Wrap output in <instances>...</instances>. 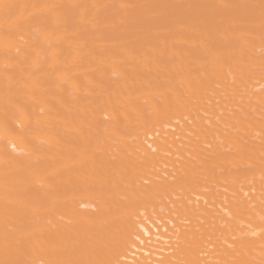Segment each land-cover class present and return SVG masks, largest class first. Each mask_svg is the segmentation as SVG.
Wrapping results in <instances>:
<instances>
[{
    "label": "bare ground",
    "instance_id": "6f19581e",
    "mask_svg": "<svg viewBox=\"0 0 264 264\" xmlns=\"http://www.w3.org/2000/svg\"><path fill=\"white\" fill-rule=\"evenodd\" d=\"M154 262L264 264V0H0V264Z\"/></svg>",
    "mask_w": 264,
    "mask_h": 264
},
{
    "label": "rangeland",
    "instance_id": "374dc122",
    "mask_svg": "<svg viewBox=\"0 0 264 264\" xmlns=\"http://www.w3.org/2000/svg\"><path fill=\"white\" fill-rule=\"evenodd\" d=\"M258 89H259V87H258ZM202 115H203V114H202ZM206 116H207V115H206ZM206 116H205V117H206ZM207 117L209 118L210 116H207ZM186 120H187V119H186ZM186 120H185V121H186ZM175 121H176V124H177V120H174L173 122H175ZM173 122H172V123H173ZM178 122H179V121H178ZM187 122H188V121H187ZM180 123H181V122H180ZM188 123H189V122H188ZM174 124H175V123H173V125H174ZM178 125L181 126V124H178ZM175 126H176V125H175ZM175 126H174V128H176ZM180 126H179V127H180ZM170 127H171V126H169L168 130L171 129L170 131H172L173 126H172L171 128H170ZM177 127H178V126H177ZM174 128H173V129H174ZM166 129H167V127H165V130H166ZM168 130H167V131H168ZM174 130H175V129H174ZM174 130H173L171 133L174 134ZM176 131H178V130L176 129ZM176 131H175V133H177ZM156 135H157V133H155L154 136H148V140H149V141H150V140H153V139H149V138H150V137L154 138ZM156 137H157V136H156ZM156 137H155V138H156ZM175 138H176V135H175ZM177 139H178V138H177ZM130 140H131V139H130ZM147 144H148V146L152 147L148 141H147ZM205 145H206V147H209V144H205ZM205 145H204V148H205ZM12 147H13V146H10L11 150H15L14 147H13V148H12ZM149 149H150V148H149ZM151 149H152V150H151ZM151 149H150V151H153V150H154V152H155V148H154V147H152ZM151 153H153V152H151ZM167 154L169 155V153H167ZM167 154L164 153L165 156H166ZM169 156H170V155H169ZM167 157H168V156H167ZM169 167H170V166H169ZM163 168L166 169L165 166H164ZM163 168H162V170H164ZM167 169H168V165H167ZM169 169H171V170H170V174H171V172H172V167H170ZM158 170H160V168H159ZM162 170H161V171H162ZM164 171L166 172L167 170H164ZM168 171H169V170H168ZM165 172H164V173H165ZM161 173H162V172H161ZM166 173H167V172H166ZM166 173L164 174L165 177H167V176H166V175H167ZM173 173H174V172H173ZM162 174H163V173H162ZM173 175H174V174H173ZM162 176H163V175H162ZM168 176H170V178L168 177L169 179H172V175H169V174H168ZM144 182L146 183L147 181H144ZM221 191H223V189H221ZM224 191H225V190H224ZM251 193H253V191H252ZM196 198L199 199V198H201V197H199V198L196 197ZM197 199H196V200H197ZM201 200H202V198H201ZM165 213H166V215H167V212H165ZM141 215H142V217H143V213H141ZM164 215H165V214H164ZM164 215H163V216H164ZM166 215H165V216H166ZM153 216L155 217L156 215H153ZM153 216H152V217H153ZM161 216H162V215H161ZM154 217H153V219H155ZM149 218H151V217H149ZM141 219H143V220H144V219L147 220L148 218L143 217V218H141ZM157 219H158V220H157ZM157 219H155V221L157 220L156 222H150V221H148L149 219H148L147 221H145L146 223L148 222V224H149V225L147 224L148 227L146 226V230H147V228L150 227L148 231H144V232H149V233H148V234H145V233L143 234V236H145V240H146L147 244H148V242H150V245H151V241H152V239H153V244H154V243H155V242H154V239L157 238V237L159 238V236L161 235V233H160L161 231H162L163 233L166 232V234H167L168 230H167V231H164V230H165V226L169 225V226L172 227V225H173L172 220L169 218V219H170V220L168 219L169 222L166 220V221L168 222V224H167V223H166V225L164 224V227L161 226V228L158 229L159 231H160V230H161V231L158 233L157 228L160 227V225H158V224H163V223H161V222H163V220L167 219V216L165 217V219L162 218V221L159 220V219H161V217H157ZM151 221H152V220H151ZM181 221H182V220H181ZM181 221H180V222H181ZM184 221H185V220H183L182 222H184ZM145 222H144V225H146ZM180 222H179V223H180ZM185 222L187 223V221H185ZM152 223H155V224L157 223L158 227H157V225H155V226L157 227V228H156ZM184 224H185V223H184ZM187 225H188V224H187ZM187 225H186V226H187ZM184 226H185V225H184ZM174 227H175V224H174V226H173V229H174ZM173 229H172V230H173ZM151 230H152V231H151ZM174 230H175V229H174ZM150 231H151V232H150ZM154 231H155V232H154ZM153 232H154V233H153ZM150 233H151V234H150ZM168 233L171 234L170 236L173 235V234L171 233V230H169ZM149 234H150L151 236H153L152 239H151L150 237H149V239H148V235H149ZM159 234H160V235H159ZM150 235H149V236H150ZM157 235H158V236H157ZM94 236H97V235H94ZM165 236H166V235H165ZM170 236H169V238H170ZM146 237H147V238H146ZM162 237H164V236H162ZM162 237H160L161 240H162V239L167 240L166 238H162ZM77 238H78V237H77ZM167 238H168V236H167ZM137 239H138V238H137ZM150 239H151V240H150ZM76 240H77V239H76ZM76 240H75V243H76L75 245H76L77 247L74 245V246H75V247H74V249H75L74 251H77V250L79 249V246H78V245H79V244H78L79 242H76ZM155 240H156V239H155ZM161 240L157 239V244H158V243H159V244L161 243L160 245H161V246L164 245V247L166 246L165 244H167V246H168V245H171L170 242L165 241V240H164V242H162ZM168 240H169V239H168ZM158 241H159V242H158ZM139 242H140L141 246H138L139 248L135 247V248L133 249L134 253L132 252V253L129 255L130 259H129V258H128V259L126 258L127 262L132 263V262L134 261L133 259H135V256H136V255H137V256H136V259H140V258H141L140 255H143L142 252L144 253V256H148V255H149V251H150V250L147 251V252H146V250H144V249H145V245H143V244L145 243V241H144V243H143L142 241H139ZM139 242H138V244H139ZM166 242H167V243H166ZM163 243H164V244H163ZM67 244H69V243H67ZM77 244H78V245H77ZM140 244H139V245H140ZM145 244H146V243H145ZM70 245H71V244H70ZM80 245H81V244H80ZM148 245H149V244H148ZM148 245H147V247H148ZM154 245H156V243H155ZM68 246H69V245H68ZM82 246H83V245H82ZM82 246H81V247H82ZM142 246L144 247V249H143ZM151 246L153 247V245H151ZM151 246H150V248L148 247V248H146V249H151ZM94 247L96 248V246H94ZM94 247L92 246L93 249H94ZM164 247H163V248H164ZM168 247H169V246H168ZM76 248H78V249L76 250ZM79 250H80V249H79ZM91 250H92V249H91ZM91 250H90V251H91ZM159 250H160V252H161L162 249H159ZM159 250H158V251H159ZM92 251H93V250H92ZM92 251H91V252H92ZM137 251H138V252H137ZM140 251H142L141 254L139 253ZM167 251H168V250H167ZM169 251H170V250H169ZM169 251H168V252H169ZM91 252H89V253H91ZM170 252H171V251H170ZM170 252H169V253H170ZM78 253L80 254L79 251H78ZM162 253L167 254V252H166V251H163V250H162ZM71 254H72V253H71ZM76 254H77V253H75V255H76ZM134 254H135V255H134ZM77 255H78V254H77ZM133 255H134V257H133ZM204 255H205V254H204ZM204 255H203V256H204ZM151 256H152V255H151ZM155 256H157V258H158L159 255H154V256H152V257H155ZM159 258H160V257H159ZM155 259H156V258H155ZM126 260L124 259V261H126ZM159 260H160V259H159ZM153 264H158V263H155V262H154ZM159 264H160V263H159ZM161 264H162V263H161Z\"/></svg>",
    "mask_w": 264,
    "mask_h": 264
}]
</instances>
